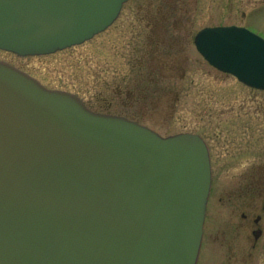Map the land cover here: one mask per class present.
I'll use <instances>...</instances> for the list:
<instances>
[{"label":"water","instance_id":"obj_1","mask_svg":"<svg viewBox=\"0 0 264 264\" xmlns=\"http://www.w3.org/2000/svg\"><path fill=\"white\" fill-rule=\"evenodd\" d=\"M126 1L0 0V50L80 45ZM194 44L219 72L264 90L259 35L207 27ZM210 186L198 135L93 112L0 61V264H196Z\"/></svg>","mask_w":264,"mask_h":264},{"label":"rangeland","instance_id":"obj_2","mask_svg":"<svg viewBox=\"0 0 264 264\" xmlns=\"http://www.w3.org/2000/svg\"><path fill=\"white\" fill-rule=\"evenodd\" d=\"M230 25L264 35V0H127L110 27L80 45L25 57L0 50V61L93 112L204 140L213 181L196 264H264L247 256L244 236L226 233L230 210L240 209L227 191L244 184L257 150L264 176V92L209 66L192 43L204 27Z\"/></svg>","mask_w":264,"mask_h":264},{"label":"flooded vegetation","instance_id":"obj_3","mask_svg":"<svg viewBox=\"0 0 264 264\" xmlns=\"http://www.w3.org/2000/svg\"><path fill=\"white\" fill-rule=\"evenodd\" d=\"M122 10V9H121ZM164 20V19H163ZM158 29L160 23L157 21L151 22V25ZM246 27V25H242ZM214 27V26H207ZM205 28V27H204ZM251 30L250 28L246 27ZM252 32L260 35L264 38V35L260 32L251 30ZM153 32V31H152ZM197 33V32H196ZM195 36V35H194ZM154 37V36H153ZM194 42V37L192 38V43ZM194 45V43H193ZM163 67V64L160 65ZM239 83V82H238ZM241 84V83H240ZM243 85V84H242ZM247 87V86H246ZM249 88V87H247ZM252 89V88H249ZM259 91L256 89H252ZM261 92V91H259ZM207 145V144H206ZM209 158L211 165V183L213 181L212 172V161L211 152L209 147ZM256 160H254L251 167L253 170L249 171L244 177V184L236 188H232L227 191L226 200L231 206L234 207V201H240V209L232 208L229 212L228 229L227 235L232 241L238 240L240 237L244 236L245 245L248 247L247 256L251 257L252 254H257L259 259L264 260V176L261 171V161H260V151L257 150L255 153ZM212 185V184H211ZM211 193V188H210ZM211 195L209 194L208 202Z\"/></svg>","mask_w":264,"mask_h":264}]
</instances>
